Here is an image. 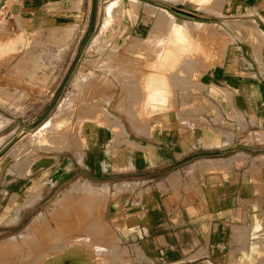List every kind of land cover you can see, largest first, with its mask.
Returning <instances> with one entry per match:
<instances>
[{"label":"rangeland","instance_id":"1","mask_svg":"<svg viewBox=\"0 0 264 264\" xmlns=\"http://www.w3.org/2000/svg\"><path fill=\"white\" fill-rule=\"evenodd\" d=\"M188 1L58 0L60 34L58 40L55 35L49 38L47 48L58 55L47 61L58 68L54 84L60 82L59 89L34 90L31 97L23 90V80H17L10 100L26 106H17L21 115L16 124L10 123V134L15 130V135L0 138V264H138L141 254L129 249L106 216L110 177L86 161L80 164L78 155L93 144L86 133L95 118H111L124 135L133 136L136 122L144 113L152 114L151 99L164 96L183 105L182 113L199 111L194 100L203 98L213 105L222 91L231 100L225 83L232 77L227 58L231 31L242 38L243 30L254 24L252 9L264 0H195L193 7ZM114 2L113 16H108ZM155 7L165 8L178 23L187 22L192 43L180 58L171 54L174 65L165 72L158 60L167 55L173 38L177 50L181 37L178 26L172 37L173 23L159 22ZM35 61L36 66L42 62ZM7 77L0 75L1 86L8 84ZM1 95L9 99L7 91ZM163 109L166 113L169 108ZM56 114L57 125L35 138ZM232 118L238 121L241 116ZM3 129L7 136L6 123L0 121L1 133ZM118 143L114 138L108 146ZM55 253L59 256L52 257Z\"/></svg>","mask_w":264,"mask_h":264},{"label":"crops","instance_id":"2","mask_svg":"<svg viewBox=\"0 0 264 264\" xmlns=\"http://www.w3.org/2000/svg\"><path fill=\"white\" fill-rule=\"evenodd\" d=\"M252 10L254 24L243 37L231 31L230 101L222 91L213 105L194 100L199 111L182 113L183 105L164 96L151 99L152 114L136 122L133 136L111 118L88 123L93 144L78 162L110 177L106 216L141 254L138 264H264V3ZM61 16L58 0H0V75L10 82L0 83L7 130L0 138L15 135L10 123L21 115L17 106H26L10 100L17 80L31 97L58 91V68L47 61L58 51L47 48L52 35L58 40ZM114 138L119 143L108 146Z\"/></svg>","mask_w":264,"mask_h":264},{"label":"bare ground","instance_id":"3","mask_svg":"<svg viewBox=\"0 0 264 264\" xmlns=\"http://www.w3.org/2000/svg\"><path fill=\"white\" fill-rule=\"evenodd\" d=\"M188 2H190L191 3V6L193 7V6H195L197 3H196V1L195 0H191V1H188ZM199 2H200V0H199ZM202 2V1H201ZM200 2V3H201ZM117 6V2H114V3H112L111 5H110V7H109V9H108V11H107V14H108V16H113V13L112 12H114L115 10H114V8ZM155 13H156V15L158 16V19H159V22H161V21H164V20H170V22H172L173 24H172V28H171V31H172V37H173V28H174V26H178L179 27V34H180V42H179V44H180V46H179V48L176 50L175 48H174V38L171 40V42H170V47H169V51H168V53H167V55L164 57V56H161V58H160V60H158V61H160V65H159V69H160V71H162V72H165V71H168L172 66H173V58H172V53L175 55V57H177V58H180L185 52H187V50H188V46L190 45V43L191 42H189L190 40H189V38H188V36L189 35H187V33H186V29H187V27L185 28V25L187 24V22H185L184 20L182 21V22H180V23H178V22H176L175 21V19H172V15H170L169 14V12L165 9V8H162V7H155ZM112 19V18H111ZM114 19V18H113ZM169 22V21H168ZM259 30V29H258ZM175 36V35H174ZM178 37V36H177ZM192 44V43H191ZM120 56V55H119ZM120 58V57H119ZM118 58V59H119ZM158 59H159V57H158ZM158 63V62H157ZM156 63V64H157ZM111 66V65H110ZM152 66L154 67V66H156V65H154L153 63H152ZM158 66V65H157ZM113 67V66H112ZM161 73V72H160ZM92 74V73H91ZM83 77V76H82ZM147 78V77H146ZM85 80V79H84ZM165 80H167V78L165 79ZM165 82V81H164ZM167 83V82H166ZM168 84V83H167ZM76 85H77V83H76ZM78 85H79V82H78ZM77 85V86H78ZM80 86V85H79ZM98 86V85H97ZM165 86L167 87L168 85H166L165 84ZM81 87V86H80ZM79 87V88H80ZM78 88V89H79ZM168 88V87H167ZM73 92V91H72ZM77 93V92H76ZM71 94H73V93H71ZM70 94V95H71ZM73 96V95H72ZM69 97V96H68ZM73 99H74V97H73ZM146 99V98H145ZM144 99V100H145ZM66 100H69V99H67L66 98ZM69 102V101H68ZM67 103V102H66ZM65 103V104H66ZM71 103V102H70ZM67 106V105H66ZM68 106H70L69 104H68ZM67 106V107H68ZM66 108V107H65ZM64 110V109H63ZM145 114V113H144ZM61 115H62V113H61ZM57 116H58V114H56V115H54V116H52L35 134H34V137L36 138V137H41V136H43V134H44V132H46L45 130H47L48 128H51V127H53V126H55V125H57V123H58V120L56 119L57 118ZM146 116H148V115H146ZM79 154V153H78ZM79 156V159H80V154L78 155ZM38 246V245H37ZM81 252V251H80ZM56 254V253H55ZM71 254H73V253H71ZM84 255V254H83ZM57 256H59V254H56V255H53L52 257H57ZM76 256H79V255H76ZM51 257V258H52ZM71 257H72V255H71ZM74 257V256H73ZM82 257V256H81ZM84 257H86L85 255H84ZM84 257H83V260H84ZM90 257V256H89ZM66 258H68L69 259V257L67 256ZM79 258H80V256H79ZM88 258V257H87ZM85 259V260H87V261H89V263H90V260H88V259ZM91 258H92V256H91ZM57 260V259H56ZM65 260V259H64ZM69 260H72V258L71 259H69ZM80 260V261H79ZM78 260V262H81L82 260L81 259H79ZM47 261V260H46ZM49 261H50V259H49ZM58 261V260H57ZM60 261H61V259H60ZM62 261H63V259H62ZM66 261L67 262H70V261H68L67 259H66ZM66 261H64V262H66ZM52 262V261H51ZM54 262H56V261H54ZM59 262V261H58ZM57 262V263H58ZM77 262V263H78ZM53 263V262H52ZM95 263V262H94ZM42 264V263H41ZM45 264V263H44ZM51 264V263H50ZM53 264H55V263H53ZM79 264V263H78ZM82 264V263H81ZM88 264V263H87ZM91 264V263H90Z\"/></svg>","mask_w":264,"mask_h":264},{"label":"water","instance_id":"4","mask_svg":"<svg viewBox=\"0 0 264 264\" xmlns=\"http://www.w3.org/2000/svg\"><path fill=\"white\" fill-rule=\"evenodd\" d=\"M2 1H4V0H2ZM183 15V14H182Z\"/></svg>","mask_w":264,"mask_h":264}]
</instances>
